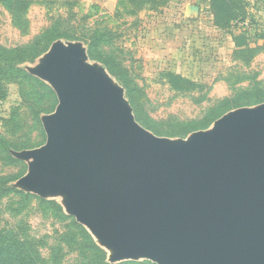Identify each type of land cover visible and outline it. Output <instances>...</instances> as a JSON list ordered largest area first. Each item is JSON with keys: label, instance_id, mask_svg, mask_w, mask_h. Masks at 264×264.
Segmentation results:
<instances>
[{"label": "water", "instance_id": "1", "mask_svg": "<svg viewBox=\"0 0 264 264\" xmlns=\"http://www.w3.org/2000/svg\"><path fill=\"white\" fill-rule=\"evenodd\" d=\"M33 76L55 91L46 142L13 150L15 187L61 195L109 261L264 264V102L225 113L187 138L142 126L124 89L81 40H55Z\"/></svg>", "mask_w": 264, "mask_h": 264}, {"label": "rangeland", "instance_id": "2", "mask_svg": "<svg viewBox=\"0 0 264 264\" xmlns=\"http://www.w3.org/2000/svg\"><path fill=\"white\" fill-rule=\"evenodd\" d=\"M73 1H34L21 19L0 5V41L8 46L27 43L56 22L62 32L103 35L92 53L81 40L89 61L104 66L123 87L136 120L158 136L187 138L230 110L264 102V0H247L249 14L230 28L214 24L209 0H168L159 9L125 0L115 10L96 0L70 5ZM185 5L199 7L197 17L186 15ZM38 63L37 58L21 67L26 70ZM40 81L49 89L18 77L8 83L7 97L0 100V135L12 145V156L13 150L46 142L41 116L56 109L58 98L47 82ZM37 108L44 109L39 121L34 118ZM13 158L0 147V178L18 189L14 185L27 173L28 164ZM25 193L0 191L3 243L13 239L24 243L42 258L37 264H81L85 256L94 255L86 248L85 237L69 229V220L44 202L55 201L65 212L63 196ZM92 238L110 264H156L149 259L110 262V251Z\"/></svg>", "mask_w": 264, "mask_h": 264}, {"label": "trees", "instance_id": "3", "mask_svg": "<svg viewBox=\"0 0 264 264\" xmlns=\"http://www.w3.org/2000/svg\"><path fill=\"white\" fill-rule=\"evenodd\" d=\"M37 0H0V5L9 10L16 18L21 19L32 2ZM42 2H52L54 0H39ZM79 0H74L70 5H74ZM125 0H119L118 6L122 5ZM130 1V0H127ZM141 6H149L153 9H159L168 3V0H138ZM247 0H209V8L214 16V24L220 28H230L235 22H241L249 14ZM59 22L54 27L43 30L27 43L8 46L0 41V100L7 97L6 86L8 83L15 81L18 77H23L29 81L39 82L49 89L38 77L28 73L21 65L25 62H34L44 53L47 47L55 40L60 38L79 39L85 41L89 46V52L96 50L99 43L103 40L102 36H89L88 34H78L58 29ZM101 40V41H100ZM44 112L43 108L34 110V118L38 119L39 115ZM39 121V119H38ZM1 152L7 155V158L14 159L9 150L12 145L0 135ZM0 191L2 193H18L28 195L23 191L12 188L7 185L6 180L0 178ZM44 200V199H43ZM62 219L69 220L68 227L73 232L82 234L86 240V248L91 250L94 255L85 256L87 259L81 264H110L106 262L104 250H102L94 241L88 231L75 219L74 216L64 212L59 203L55 201H44ZM42 258L25 247V244L19 240L13 239L10 243H3L0 238V264H37Z\"/></svg>", "mask_w": 264, "mask_h": 264}, {"label": "crops", "instance_id": "4", "mask_svg": "<svg viewBox=\"0 0 264 264\" xmlns=\"http://www.w3.org/2000/svg\"><path fill=\"white\" fill-rule=\"evenodd\" d=\"M96 1H97V4H101L110 10H115V9L119 8V6H118L119 0H96ZM182 10L186 15L188 14V12H189V14L195 13V15L197 17V14L199 12V7L194 6V5H185L184 9L182 8Z\"/></svg>", "mask_w": 264, "mask_h": 264}]
</instances>
